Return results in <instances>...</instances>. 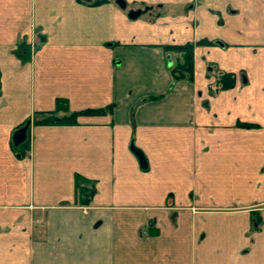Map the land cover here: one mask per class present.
Segmentation results:
<instances>
[{"label": "crops", "instance_id": "1", "mask_svg": "<svg viewBox=\"0 0 264 264\" xmlns=\"http://www.w3.org/2000/svg\"><path fill=\"white\" fill-rule=\"evenodd\" d=\"M122 1L0 0V264H264V0Z\"/></svg>", "mask_w": 264, "mask_h": 264}, {"label": "trees", "instance_id": "2", "mask_svg": "<svg viewBox=\"0 0 264 264\" xmlns=\"http://www.w3.org/2000/svg\"><path fill=\"white\" fill-rule=\"evenodd\" d=\"M105 0H94L89 1L93 3H101ZM193 43H185L180 45H166L164 46L165 51L168 54L171 52H176L181 54V58L170 64L171 73L175 79L187 78L191 79L193 74ZM219 82L222 87L226 88L234 84V75L232 73H224ZM112 105H108L104 108L98 109H85L81 111H70L65 99L59 98L56 100V107L52 111L45 113H39L38 117L35 119L37 124H62V125H73L77 123V119L81 115L87 114H98L110 111ZM22 143V142H21ZM20 143V144H21ZM24 152H21L23 155ZM76 186V202L81 204H88L90 202V197L92 196L94 189L92 186L88 185V179L76 175L75 177Z\"/></svg>", "mask_w": 264, "mask_h": 264}, {"label": "water", "instance_id": "3", "mask_svg": "<svg viewBox=\"0 0 264 264\" xmlns=\"http://www.w3.org/2000/svg\"><path fill=\"white\" fill-rule=\"evenodd\" d=\"M84 1H90V0H84ZM116 3L119 6H121V7H125V3L122 0H116ZM138 13H139V11H132V12H129V16L134 17ZM25 133H26V128L25 127L24 128H21V129H18L14 133V135H13V142H14L15 145H18V144H20L21 142L24 141V139H25ZM130 149L138 157L139 162H140V165L142 167H146V160H145L144 154L142 153V151L139 148H137L134 145L133 140H131V142H130Z\"/></svg>", "mask_w": 264, "mask_h": 264}]
</instances>
